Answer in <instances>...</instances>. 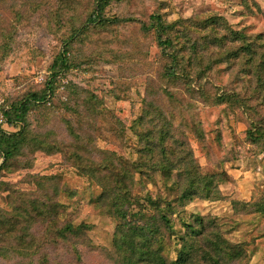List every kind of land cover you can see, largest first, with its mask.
Instances as JSON below:
<instances>
[{
    "label": "rangeland",
    "instance_id": "obj_1",
    "mask_svg": "<svg viewBox=\"0 0 264 264\" xmlns=\"http://www.w3.org/2000/svg\"><path fill=\"white\" fill-rule=\"evenodd\" d=\"M94 4L0 0V118L46 88L65 41L85 27L68 41L73 67L53 94L25 123L0 124L24 140L13 159L0 155V264H123L129 251L115 242L127 231L108 190L116 182L170 201L190 186L187 174L215 195L178 207L173 229H198L202 218L203 232L242 252L227 264H264V100L251 68L224 55L239 48L234 33L264 34V0H114L103 15L111 22L85 26ZM157 16L171 26L161 33L172 41L165 53ZM174 52L197 58L178 80L167 77ZM220 94L240 103L214 104ZM137 204L159 214L145 196L130 214ZM179 247L167 240L161 252L175 260Z\"/></svg>",
    "mask_w": 264,
    "mask_h": 264
},
{
    "label": "trees",
    "instance_id": "obj_2",
    "mask_svg": "<svg viewBox=\"0 0 264 264\" xmlns=\"http://www.w3.org/2000/svg\"><path fill=\"white\" fill-rule=\"evenodd\" d=\"M114 0H95L94 8L89 15L85 26H100L111 21L104 18V11L106 7ZM154 27L157 33L158 44L161 47L162 53H165L172 47V41L169 39L162 40L161 33L166 32L171 26L163 25L160 18L153 17ZM114 22V21H113ZM85 27H81L75 30L72 35L64 43V49L59 53L53 61L50 68L51 78L46 83V88L41 93H32L28 95L24 100L2 112V119L4 124L14 125L17 123H25L29 111L38 103L44 102L51 94H53L56 88L58 78L68 72L73 64L68 56L69 54V40H73L78 37ZM233 39H240L239 48L225 53V59H233L238 62H242L243 66H249L251 68V77L253 84V94L255 99L264 100V34H259L250 37L246 41V36L242 34L234 33ZM244 41V42H243ZM178 54H168L172 59V65L167 70V77L173 80H178L182 77L184 65L191 66L197 61L196 56L194 58L188 57L186 60L183 57H178ZM245 55H247L245 57ZM218 54L212 55L214 60H217ZM243 59L246 61L243 62ZM216 64H219L216 63ZM167 93V92H165ZM169 95V94H168ZM240 103V101L234 98L232 95L220 94L214 96V104L221 102H228L229 100ZM258 131L248 130V138L253 137V134ZM160 138L163 142L165 133L160 131ZM148 143L149 139L141 136ZM255 141L256 139H252ZM23 135L21 132L16 134H7L0 129V155L3 157L4 162L13 159L20 151L23 145ZM257 141V140H256ZM150 147V144H148ZM107 168V169H106ZM102 170H109V166L104 165ZM128 175L125 174L126 178ZM188 177L189 187L186 188L181 195L170 201H164L160 199V196L151 192L145 193V200L148 206L151 208H157L159 214L146 217L142 211L146 210L141 204H137L138 211L130 214V207L135 205L139 198L144 199V196H139L132 192V188L123 185L116 186L108 190V194H114V215L120 217L124 221V227L127 231L126 234L116 239V249L120 253L129 251L128 256H124L123 264H227V260H232L233 256L239 257L241 251L239 247H230L228 243L223 240L217 232H203L202 218H196L195 223L200 227L198 229L192 226V223L183 222L182 227L187 229L184 232H177L173 229V222L170 219V215L177 214L178 207L182 208L186 206L188 201L196 198L213 199L215 195L210 183L195 187L193 180L195 177ZM132 181V179H130ZM107 191V190H106ZM160 203H164L163 207H160ZM132 215V216H131ZM83 226H77L76 231L81 230ZM59 236L62 237L59 233ZM199 238H202L199 244ZM167 240H173L176 244H179L177 250V257L175 260H168L163 254V247ZM127 247V249H125ZM123 254H121L122 256ZM234 258V257H233Z\"/></svg>",
    "mask_w": 264,
    "mask_h": 264
},
{
    "label": "built area",
    "instance_id": "obj_3",
    "mask_svg": "<svg viewBox=\"0 0 264 264\" xmlns=\"http://www.w3.org/2000/svg\"><path fill=\"white\" fill-rule=\"evenodd\" d=\"M2 122H3V119L0 118V124H2ZM262 156L264 157V152H263V155Z\"/></svg>",
    "mask_w": 264,
    "mask_h": 264
}]
</instances>
